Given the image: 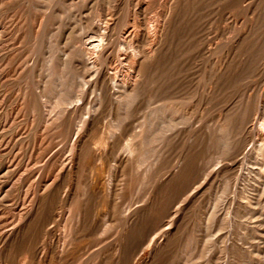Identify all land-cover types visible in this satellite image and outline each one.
Wrapping results in <instances>:
<instances>
[{
  "label": "rangeland",
  "instance_id": "rangeland-1",
  "mask_svg": "<svg viewBox=\"0 0 264 264\" xmlns=\"http://www.w3.org/2000/svg\"><path fill=\"white\" fill-rule=\"evenodd\" d=\"M169 1L172 0H0V264H112L115 246L131 231L120 221L123 210L130 204L140 206L148 196L159 205L157 217L165 223L163 230L172 219L174 231L168 233L171 237L164 254L151 258L146 242L135 264H264V155L250 153L254 157L247 158V166L241 162L244 153L231 161L226 127L231 118L238 122L244 113L247 86L239 60L245 48L252 53L250 70L264 78V0L219 1L200 10L201 15L197 13L196 19L205 23V38L203 58H196L197 66L192 69L195 85L184 94L186 98L175 100L173 109L164 113L163 100L150 98L148 93L138 98L140 111L127 121L126 133L122 134L125 136L121 135L125 138L122 142L129 140L134 125L143 123L142 136L136 138L137 150L132 155L106 140L114 123L108 107L102 109L96 121L88 117L97 90L91 66L79 63L85 60L80 51L82 41L92 36L89 33L96 26L102 30L104 22L109 21L111 59L106 71L122 74L127 67L120 64L121 68L113 70L112 62L118 40L130 27L132 10L146 7L143 17L155 23L163 19ZM238 30L246 34L241 44L237 41ZM255 37L261 40L255 43ZM224 53L232 70L226 107L218 100V87L203 75ZM65 54L73 57L71 63L62 64ZM261 84L264 86V80L251 86L252 94ZM208 86L212 100L206 103ZM80 91V98L74 97ZM258 94H253V105ZM64 99L71 103L64 104ZM260 106L253 111L250 142L244 146L252 152L259 145L264 152V139L257 134L264 123V100ZM73 109L84 119L76 131Z\"/></svg>",
  "mask_w": 264,
  "mask_h": 264
},
{
  "label": "bare ground",
  "instance_id": "bare-ground-1",
  "mask_svg": "<svg viewBox=\"0 0 264 264\" xmlns=\"http://www.w3.org/2000/svg\"><path fill=\"white\" fill-rule=\"evenodd\" d=\"M118 1V0H117ZM128 1V0H127ZM154 1V0H153ZM160 1V0H158ZM165 1V0H164ZM226 3L230 0H172L163 14V19L158 20L155 23L152 21H148L143 17L145 13L146 7L137 8V10H132V19H130V27L125 28L126 30L123 32L124 37L118 40V48L117 52H115L114 58L115 61L113 70L120 67L119 65L123 64L127 67L126 72H122L118 74V71H114L112 73H107L106 65L111 59L110 54V44L112 42L111 35L109 31L112 29L110 22L105 21L103 29L101 30L99 26L95 27L91 33L92 36L82 41V46L80 47L81 56L85 57L84 61H80L81 65H90L93 70V85L97 90L96 97L91 103V107L87 111L88 117L95 118L100 115L103 111L102 109L108 107L110 114L114 116V123L111 124V127L108 129L106 134V140L110 141L109 144L112 147L120 148L123 153L127 155H132L137 150L138 143L135 141L137 137L142 136V124L134 125V132L132 133V137L122 142L124 139L121 138V135L125 132L127 121L133 119V116H137L140 111V102H138V98L140 96H144L146 93L149 94L153 98H158L159 100H163V113L173 109V103L175 100L181 99L186 92H190L189 90L192 86L195 85L193 80L196 78L193 77L192 69L197 66L196 58L202 57L204 51L202 49L204 47L203 43V29L204 22L202 20H197L199 17L197 13L200 10L205 9L209 4H215L217 2ZM124 2V1H122ZM152 2V1H151ZM149 2V3H151ZM246 2V1H245ZM257 2V1H256ZM254 2V3H256ZM166 3V2H165ZM132 4V3H131ZM156 4V3H155ZM261 4V3H260ZM153 5V4H152ZM164 5V4H163ZM92 6V5H91ZM123 6V5H122ZM130 6V5H128ZM155 6V5H154ZM159 6V5H158ZM236 6V5H235ZM120 7V6H119ZM150 7V6H149ZM159 8V7H158ZM157 8V9H158ZM208 8V7H207ZM250 10V7H248ZM256 8V7H254ZM252 8V10H254ZM153 9V8H152ZM248 10V11H249ZM251 10V11H252ZM262 10V9H261ZM102 11V10H101ZM107 11V10H106ZM159 11V10H158ZM104 12V10H103ZM100 12V13H103ZM109 12V11H108ZM120 12V11H119ZM131 12V11H130ZM161 12V11H160ZM258 12V11H256ZM263 12V11H262ZM110 13V12H109ZM148 14V13H147ZM155 14V13H154ZM153 14V15H154ZM162 14V13H161ZM200 14V13H198ZM264 14V13H263ZM106 15V14H105ZM102 15V16H105ZM157 15V14H156ZM155 15V16H156ZM201 15V14H200ZM251 15V14H250ZM262 15V13H261ZM259 15V16H261ZM98 16V15H97ZM110 16V15H109ZM108 16V17H109ZM147 16V15H144ZM256 16V15H255ZM254 16V17H255ZM77 17V16H75ZM126 17V16H125ZM201 17V16H200ZM252 17V16H251ZM128 18V17H127ZM130 18V17H129ZM150 18V17H149ZM74 19V18H73ZM124 19V18H123ZM261 19V18H260ZM85 20V19H84ZM102 20V19H101ZM100 20V21H101ZM126 20V19H125ZM153 20V18H152ZM228 20V19H227ZM251 20V19H250ZM256 20L253 18V21ZM99 21V22H100ZM123 21V20H122ZM202 21V22H200ZM128 22V20L126 21ZM236 22V21H235ZM264 22V21H263ZM89 22H87L88 24ZM125 23V22H123ZM260 23V20L259 22ZM257 23V24H258ZM101 24V22H100ZM114 24V23H113ZM120 24V23H119ZM128 24V23H127ZM262 24V23H261ZM83 25V24H82ZM91 25V24H88ZM264 25V23H263ZM128 25H126L127 27ZM86 27V26H85ZM91 27V26H89ZM113 27V26H112ZM255 27V26H253ZM88 28V27H87ZM92 28V27H91ZM261 28V26H260ZM241 30V29H240ZM238 30V31H240ZM244 30V29H242ZM246 30V29H245ZM247 31V30H246ZM255 31V30H253ZM74 33V32H73ZM245 33V32H244ZM242 31L239 32L238 43H242L246 34ZM255 33V32H254ZM260 33V31H259ZM88 34V33H87ZM206 34V33H205ZM116 36V35H115ZM119 36V35H118ZM117 36V37H118ZM120 37V36H119ZM246 38V37H245ZM256 38V37H255ZM261 37H257L255 39V43H258ZM117 39V38H116ZM115 39V40H116ZM236 41V39H235ZM263 42V41H262ZM261 42V43H262ZM208 43V42H207ZM235 43V42H233ZM240 43V44H241ZM254 43V42H252ZM215 45V44H214ZM254 45V44H250ZM69 46V45H68ZM114 47V46H113ZM225 47V46H224ZM68 48V47H67ZM245 48V47H244ZM251 48V47H250ZM74 49V48H73ZM216 49V48H215ZM242 49V48H241ZM258 49V48H257ZM261 49V48H260ZM66 50V49H65ZM64 50V52H65ZM227 50V49H226ZM229 50V49H228ZM235 50V48H234ZM264 50V49H263ZM261 50V51H263ZM112 51V50H111ZM211 49L208 48V52L210 53ZM217 51V50H216ZM244 51V50H243ZM255 51V50H254ZM225 52V51H224ZM258 52V51H257ZM226 53V52H225ZM224 53V54H225ZM236 53V52H234ZM264 53V52H263ZM212 54V53H211ZM223 54V53H221ZM233 54V53H232ZM252 54V53H251ZM250 53H247V49L245 48L242 57H240V67L245 72L244 80L247 86V91L245 94L244 100V113L240 121L237 122L235 119H230L228 123H226L227 132H228V142L230 146L229 159L233 161L236 157H239L241 153H244L242 165L247 166V158L252 156L251 154H255L256 157H262L264 154L262 145L254 148L253 152L251 148H244L247 142L250 140L251 131L250 128L251 121L254 114V109L260 106L262 100H264V86H261L256 89V92H259L257 101L253 105L252 97L253 93L250 90L251 86H254L257 81L264 80L260 74L256 72V70H250ZM256 54V52L254 53ZM259 56V54H256ZM209 56V55H208ZM211 56V55H210ZM59 57V56H57ZM62 57V56H61ZM229 57V56H228ZM236 57V56H235ZM113 58V57H112ZM254 59V58H251ZM113 60V59H112ZM111 60V61H112ZM255 60V59H254ZM73 61V57L71 55L65 54L63 55L62 64H66L67 62L71 63ZM232 62V61H231ZM48 63V62H47ZM262 63V62H261ZM206 64V63H205ZM215 67L212 66L209 71H204L203 75L207 77V81L210 84H215L216 87L220 90L219 94V102L224 103L223 105L226 107V102L229 99V84H230V63L227 60V55H223L222 59L215 62ZM253 64V63H252ZM67 66V65H65ZM123 66V68H125ZM206 66H209L206 64ZM121 68V67H120ZM122 68V69H123ZM77 69V68H76ZM256 69H258L256 67ZM126 70V68H125ZM124 71V70H120ZM30 72V71H29ZM66 74V73H65ZM206 74V75H205ZM66 76V75H65ZM232 76V75H231ZM258 76V78H256ZM67 78V77H66ZM83 78V77H82ZM88 78V77H87ZM79 79V78H78ZM86 79V78H84ZM82 81V80H81ZM55 83V82H54ZM84 83V82H83ZM82 84V83H81ZM232 84V83H231ZM77 85V84H76ZM205 85V84H204ZM259 85V84H258ZM67 86V85H66ZM72 86V85H71ZM57 86L56 88H58ZM83 87V86H82ZM81 87V88H82ZM231 87V86H230ZM258 87V86H257ZM79 88V87H78ZM79 88V89H81ZM208 88V90H207ZM27 89V88H26ZM77 89V88H76ZM197 89V87H195ZM86 90V89H85ZM84 90V93H85ZM207 93L204 95V101L208 103L212 100V97L209 96L210 86L206 87ZM218 91V90H216ZM199 92V91H198ZM203 92V91H202ZM239 92V91H238ZM67 93V92H66ZM74 93V92H73ZM79 93H74V97L80 98ZM96 93V92H95ZM212 94V93H211ZM217 95V94H216ZM238 95V94H236ZM83 96V94H82ZM215 96V95H214ZM218 96V95H217ZM41 97V96H40ZM255 97V96H254ZM131 98V99H129ZM183 98H186L183 97ZM215 98V97H214ZM239 98V97H238ZM60 99V98H59ZM75 100V98H74ZM156 100V99H153ZM217 100V102H218ZM157 102V101H156ZM234 102V101H233ZM60 103V102H59ZM63 103H71V101L63 100ZM155 103V102H154ZM57 104V103H56ZM62 105V103H60ZM78 105V103H76ZM140 104V105H139ZM59 105V104H58ZM143 105V104H142ZM146 105V104H144ZM218 105V104H217ZM231 105V104H229ZM263 105V104H262ZM55 106V105H54ZM60 106V105H59ZM74 106V105H73ZM203 106V105H202ZM214 106V105H213ZM53 107V106H52ZM189 107V106H188ZM230 107V106H229ZM49 108V107H48ZM63 108V107H62ZM88 108V107H87ZM228 108V107H227ZM226 108V109H227ZM257 108V110H258ZM59 109V108H57ZM50 110H52L50 108ZM54 110V109H53ZM67 110V109H66ZM73 109V112L76 110ZM105 110V109H104ZM261 110H264L261 108ZM160 111V110H159ZM226 111V110H222ZM243 111V109H242ZM54 112V111H52ZM70 112V110H69ZM105 112V111H104ZM138 112V113H137ZM261 112V111H259ZM224 113V112H223ZM262 113V112H261ZM71 114V113H69ZM74 114V113H73ZM103 114V113H102ZM220 114V113H219ZM225 114V113H224ZM223 114V115H224ZM230 114V113H229ZM47 115V114H46ZM85 115V113H84ZM140 115V114H139ZM222 115V114H221ZM228 115V114H227ZM67 116V114H66ZM33 117V116H32ZM53 117V116H52ZM101 117V116H100ZM99 117V118H100ZM226 117V116H225ZM67 118V117H65ZM74 131H76L83 123V117L79 116L77 113L74 114ZM222 118V117H221ZM261 119V117H259ZM264 118V116H263ZM98 119V118H97ZM223 119V118H222ZM34 120V119H33ZM32 120V121H33ZM38 120V119H36ZM63 120V119H61ZM66 120V119H65ZM63 120V121H65ZM93 120V121H94ZM35 121V120H34ZM69 121V120H68ZM72 121V120H71ZM88 121V120H87ZM96 121V120H95ZM261 121V120H260ZM46 122V121H45ZM150 122V121H149ZM52 123V122H51ZM95 123V122H93ZM97 123V122H96ZM255 123V122H254ZM262 123V122H260ZM43 124V123H42ZM60 124V123H58ZM50 126V125H49ZM90 126V124H89ZM72 127V129H73ZM86 127V126H85ZM91 127V126H90ZM139 127V128H137ZM61 130V129H60ZM87 130V129H86ZM130 130V128H128ZM162 130V129H161ZM90 132V130H88ZM87 131V132H88ZM128 132V131H127ZM148 132V131H147ZM162 132V131H161ZM126 133V132H125ZM72 134V133H71ZM80 134V133H78ZM87 134V133H86ZM258 138L264 139V123L260 124L258 127ZM84 135V134H83ZM97 135V134H96ZM64 136V135H63ZM66 136V135H65ZM125 136V135H122ZM87 137V135H86ZM79 138V137H78ZM83 138V137H82ZM85 138V137H84ZM83 138V139H84ZM148 138V137H147ZM8 139V138H7ZM123 139V140H122ZM159 139V138H158ZM255 139V138H254ZM253 139V140H254ZM257 139V138H256ZM255 139V140H256ZM122 140V141H121ZM255 143V141H253ZM77 141V140H76ZM226 141V140H225ZM122 142V143H121ZM161 142V141H160ZM250 142V141H249ZM258 142V140L256 141ZM260 142V140H259ZM258 142V143H259ZM7 143V142H6ZM163 144V143H162ZM251 144V143H250ZM249 144V145H250ZM10 145V144H9ZM8 145V147H9ZM44 145V144H43ZM75 145V143H73ZM93 145V144H92ZM14 147V146H13ZM252 147V146H251ZM100 150V149H98ZM108 150H110L108 148ZM13 151V150H12ZM11 151V152H12ZM113 151V150H112ZM10 152V151H9ZM81 152V151H80ZM185 152V151H184ZM110 153V152H108ZM251 153V154H250ZM82 154V153H81ZM239 155V156H238ZM183 156V155H182ZM16 157V156H14ZM121 157V156H119ZM157 157V156H156ZM254 157V156H252ZM125 158V157H124ZM71 159V158H70ZM219 159V158H217ZM221 159V158H220ZM251 159V158H249ZM253 159V158H252ZM257 159V158H256ZM61 160V159H60ZM76 160V158H75ZM97 160V159H96ZM111 160V159H110ZM155 160V159H154ZM181 160V159H180ZM254 160V159H253ZM119 161V160H118ZM218 161V160H217ZM260 161V160H259ZM153 162V161H152ZM158 162V161H156ZM161 162V161H159ZM257 163V161H255ZM12 163V162H11ZM47 163V162H46ZM78 163V162H76ZM178 163V162H177ZM180 163V161H179ZM185 163V162H183ZM216 164V162L214 161ZM239 163V161L237 162ZM250 162H248L249 164ZM255 163V164H256ZM10 164V162H9ZM15 164V163H14ZM20 164V163H19ZM24 164V163H23ZM70 164V163H68ZM234 164V163H233ZM261 164V163H260ZM77 165V164H76ZM178 165V164H177ZM250 165V164H249ZM257 165V164H256ZM12 166V164L10 165ZM8 166V167H10ZM66 166V165H65ZM87 166V165H86ZM212 166V165H211ZM210 166V167H211ZM8 167H6L8 169ZM16 167V166H15ZM21 167V166H20ZM67 167V166H66ZM113 167V166H112ZM116 167V166H115ZM169 167V166H168ZM176 167V166H175ZM178 167V166H177ZM217 167V166H216ZM24 169V167H22ZM86 168V167H85ZM123 168V167H122ZM231 168V167H230ZM260 168V167H259ZM21 169V168H20ZM66 169V168H63ZM118 169V168H117ZM175 169V168H174ZM210 169V168H209ZM247 169V168H246ZM76 170V169H75ZM125 170V169H124ZM207 170V169H206ZM41 171V170H40ZM64 171V170H63ZM77 171V170H76ZM75 171V172H76ZM94 171V170H92ZM91 171V172H92ZM205 171V170H204ZM215 171V170H214ZM228 171V170H227ZM24 172V171H23ZM73 172V173H75ZM117 172V170L115 171ZM157 172V170H156ZM159 172V171H158ZM210 172V171H209ZM223 172V171H222ZM235 172V171H234ZM64 173V172H63ZM195 173V172H194ZM219 173V172H218ZM221 173V172H220ZM231 173V172H230ZM246 173V172H245ZM62 174V173H61ZM79 174V173H78ZM87 174V173H86ZM229 174V173H228ZM240 174V173H237ZM248 174V173H247ZM18 175V174H17ZM25 175V174H24ZM63 175V174H62ZM262 175V174H261ZM98 176V175H97ZM113 176V175H112ZM249 176V175H248ZM16 177V176H14ZM29 177V176H28ZM51 177V176H49ZM75 177V176H74ZM237 177V176H236ZM261 177V176H260ZM43 178V177H42ZM41 178V179H42ZM64 178V176H63ZM112 178V177H111ZM238 178V177H237ZM40 179V178H39ZM40 179V180H41ZM52 179V178H51ZM59 179V178H58ZM65 179V178H64ZM76 179V178H75ZM88 179V178H87ZM116 179V178H115ZM91 180V179H90ZM100 180V179H98ZM107 180V179H106ZM110 180V178H109ZM235 180V179H234ZM246 180V179H244ZM263 180V179H262ZM36 181V180H35ZM46 181V180H45ZM93 181V180H91ZM104 181V180H103ZM149 181V180H147ZM254 181V180H253ZM256 181V180H255ZM254 181V182H255ZM12 182V181H11ZM66 182V181H65ZM80 182V181H78ZM94 182V181H93ZM98 182V181H97ZM109 182V181H108ZM222 182V181H221ZM240 182V181H239ZM250 182H252L250 180ZM48 183V181H47ZM61 183V182H60ZM238 183V182H237ZM11 184V183H10ZM34 184V183H33ZM36 184V183H35ZM58 184V182H57ZM57 184H55L57 186ZM109 184V183H108ZM114 184V183H113ZM259 184V183H258ZM39 185V184H38ZM75 185V184H74ZM177 185V184H176ZM232 185V184H231ZM238 185V184H237ZM59 186V185H58ZM95 186V185H94ZM239 186V185H238ZM241 186V185H240ZM261 186V185H260ZM6 187V186H5ZM62 187L61 185L59 186ZM252 188V186H250ZM254 187V186H253ZM36 188V187H35ZM39 188V187H38ZM51 188V187H50ZM64 188V187H63ZM236 188V187H235ZM234 188V189H235ZM244 188V187H242ZM42 189V187H41ZM254 189V190H253ZM250 189L256 191L255 188ZM10 190V189H8ZM5 190V191H8ZM30 190H32L30 188ZM117 190V189H116ZM144 190V189H143ZM146 190V189H145ZM232 190V187H231ZM4 191V192H5ZM44 191V190H43ZM42 191V192H43ZM110 191V190H109ZM115 191V190H114ZM235 191V190H234ZM12 192V191H11ZM21 192V191H20ZM35 192V191H34ZM81 192V191H80ZM6 193V192H5ZM33 193V192H32ZM39 193V192H38ZM37 193V194H38ZM108 193V192H107ZM151 193V192H150ZM248 193V192H247ZM8 194V193H7ZM14 194H16L14 192ZM40 194V193H39ZM78 194V193H77ZM113 194V193H112ZM152 194V193H151ZM232 194V193H230ZM236 194V193H235ZM259 194V193H258ZM11 195V194H10ZM20 195V193H19ZM30 195V194H28ZM51 195V194H50ZM56 195V194H55ZM72 195V194H71ZM70 195V196H71ZM98 195V194H97ZM250 195V194H249ZM25 196H27L25 194ZM23 196V197H25ZM60 196V195H59ZM96 196V195H95ZM232 196V195H231ZM244 195H242L243 197ZM15 197V196H14ZM40 197V196H39ZM49 197V196H48ZM58 197V196H56ZM55 197V198H56ZM73 197V196H72ZM77 197V196H76ZM81 197V196H80ZM90 198V196L88 195ZM237 197V194L236 196ZM249 197V196H247ZM246 197V198H247ZM34 198V197H33ZM35 198H37L35 196ZM51 198H53L51 196ZM50 198V199H51ZM95 198V197H93ZM98 198V196H97ZM103 198V197H102ZM192 198V197H191ZM240 198V197H239ZM256 198V195H255ZM12 199V198H11ZM38 199V198H37ZM41 199V197H40ZM49 199V201H50ZM54 199V198H53ZM70 199V198H69ZM96 199V198H95ZM46 200V199H45ZM73 200V199H72ZM85 200V199H84ZM232 200V199H231ZM243 200V199H239ZM35 201V199H34ZM38 201V200H37ZM48 201V200H46ZM48 201V202H49ZM76 201V200H75ZM90 201V200H89ZM106 201V200H105ZM234 201V200H233ZM245 201V199L243 200ZM39 202V201H38ZM41 202V200H40ZM44 202V201H42ZM41 202V203H42ZM86 202V201H85ZM2 203V202H1ZM15 203V202H14ZM19 203V202H18ZM33 203V202H32ZM233 203V202H232ZM236 203V201L234 202ZM238 203V201H237ZM243 203V202H242ZM248 203V202H246ZM253 203H256L255 201ZM37 204V203H36ZM45 204V203H44ZM49 204V203H48ZM55 205V203H53ZM91 204V203H90ZM88 204V205H90ZM97 204V203H95ZM240 204V203H239ZM252 204V203H250ZM1 205V204H0ZM24 205V204H23ZM43 205V204H41ZM52 205V204H51ZM134 205V204H133ZM174 205V204H173ZM229 205V204H228ZM19 206V205H17ZM21 206V205H20ZM35 206V205H34ZM102 206V205H101ZM234 206V205H233ZM251 206V205H250ZM37 207V206H36ZM39 207V206H38ZM44 207V206H43ZM42 207V208H43ZM159 205L154 203L153 199L148 196L145 198L144 202L140 206H132L128 205L121 215L120 221L124 227L131 229V231L124 236V238L115 246V253L111 257L112 264H135V258L140 253H142L145 249V244L148 242L149 247L151 248V258L160 255L163 252L164 247L167 245L169 241L168 233L172 232V222L168 224L167 230H163V221L158 219L157 210ZM172 207V206H171ZM230 207V205H229ZM236 207V206H235ZM238 207V206H237ZM41 208V209H42ZM45 208V207H44ZM233 208V207H232ZM248 208V207H246ZM27 209V208H25ZM52 209V208H51ZM48 209V210H51ZM89 209V208H88ZM109 209V208H108ZM111 209V207H110ZM109 209V210H110ZM231 209V208H230ZM250 209V208H249ZM253 209V208H252ZM31 210V209H30ZM36 210V209H35ZM46 210V209H44ZM47 210V211H48ZM53 210V209H52ZM83 210V209H81ZM15 211V210H14ZM17 211V210H16ZM46 211V212H47ZM85 211V210H84ZM87 211V210H86ZM169 212V210H167ZM35 212V211H34ZM49 212V211H48ZM73 212V211H72ZM173 212V211H171ZM229 212V211H228ZM231 212V211H230ZM41 214V212H39ZM45 213V212H44ZM66 213V212H65ZM71 213V212H69ZM95 213V212H94ZM30 214V213H29ZM33 214V213H32ZM172 214V213H170ZM18 215V214H17ZM26 215V214H25ZM213 215V214H211ZM210 215V216H211ZM230 215V214H228ZM233 215V214H231ZM83 216V215H82ZM169 215H167L168 217ZM184 216V215H183ZM235 216V214H234ZM233 216V217H234ZM88 217V216H87ZM105 217V216H104ZM181 217V216H180ZM232 217V218H233ZM85 218V217H84ZM249 218V217H248ZM26 219V218H25ZM51 220V218L49 217ZM179 219V218H178ZM14 220V219H13ZM42 220V219H41ZM48 220V219H45ZM87 220V219H86ZM26 221V220H25ZM30 221V220H29ZM81 221V220H80ZM88 221V220H87ZM236 221V220H235ZM65 222V221H64ZM177 223V221H175ZM238 222V221H237ZM240 222V221H239ZM41 223V222H39ZM44 223V222H43ZM235 223V222H233ZM254 223V222H253ZM46 224V223H45ZM75 224V223H74ZM88 224V223H86ZM182 224V223H181ZM228 224V223H227ZM259 224V223H258ZM7 225V224H6ZM42 225V224H41ZM44 225V224H43ZM42 225V226H43ZM62 225V224H61ZM97 225V223H96ZM9 226V225H7ZM63 226V225H62ZM65 226V225H64ZM259 226V225H258ZM11 227V226H10ZM254 227V226H252ZM1 228V227H0ZM6 228V227H5ZM64 228V227H63ZM88 228V227H87ZM70 229V228H69ZM101 230V228H98ZM190 229V228H189ZM232 229V228H231ZM258 229V228H257ZM3 230V229H2ZM43 230V228H42ZM84 230V229H83ZM91 230V229H90ZM259 230V229H258ZM256 230V231H258ZM94 231V230H92ZM255 231V230H254ZM262 230H260L261 232ZM2 232V231H1ZM66 232V231H65ZM69 232V231H68ZM97 232V231H96ZM95 232V233H96ZM118 232V231H117ZM177 232V231H176ZM253 232V231H252ZM71 233V232H69ZM120 233V232H119ZM231 233V232H230ZM7 234V233H6ZM10 234V233H9ZM38 234V233H37ZM63 234V232H62ZM170 234V233H169ZM4 235V234H3ZM39 235V234H38ZM36 235V238L39 236ZM53 236V234H51ZM175 235V234H174ZM243 235V234H242ZM260 235V234H259ZM38 236V237H37ZM47 236V235H46ZM72 236V235H71ZM87 236V235H86ZM85 236V237H86ZM81 237V236H80ZM111 237V236H110ZM231 237V236H230ZM30 238V237H29ZM27 238V239H29ZM41 238V237H40ZM238 238V237H237ZM192 239V238H191ZM235 239V238H234ZM243 239V238H242ZM25 240V239H23ZM30 240V239H29ZM36 240V239H35ZM38 240V239H37ZM40 240V239H39ZM54 240V239H53ZM110 240V239H109ZM112 240V239H111ZM232 240V238H231ZM55 241V240H54ZM70 241V240H69ZM228 241V238H227ZM36 242V241H35ZM107 242V241H106ZM235 242V241H234ZM243 242V241H242ZM26 243V242H25ZM39 243V242H38ZM37 243V244H38ZM55 243V242H54ZM239 243V242H238ZM34 244V243H33ZM105 244V243H104ZM231 244H234L231 242ZM230 244V245H231ZM240 244V243H239ZM29 245V244H27ZM54 245V244H53ZM242 245V244H241ZM24 246V245H23ZM112 246V245H111ZM229 246V245H228ZM234 246H236L234 244ZM71 247V246H70ZM230 247V246H229ZM95 248V246H94ZM100 248V247H99ZM166 248V247H165ZM29 249V248H28ZM32 249V248H31ZM34 249V248H33ZM172 249V248H171ZM241 249V248H240ZM209 250V249H208ZM26 251V250H25ZM170 251V250H169ZM174 251V250H173ZM172 251V252H173ZM228 251V250H227ZM235 251V250H234ZM165 252V251H164ZM163 252V254H164ZM171 252V253H172ZM7 253V252H6ZM226 253V252H225ZM240 253V252H239ZM242 253V252H241ZM168 254H170L168 252ZM96 255V254H95ZM143 255V254H142ZM225 255V254H224ZM97 256V255H96ZM233 256V255H232ZM141 257V256H139ZM171 257V256H170ZM235 257V255H234ZM35 259V258H34ZM95 259V258H94ZM139 259V258H138ZM170 259V258H168ZM235 259V258H234ZM104 260V258H103ZM108 260V259H107ZM145 260V259H144ZM226 260V259H225ZM237 260V259H236ZM229 261V260H228ZM238 261V260H237ZM66 262V261H65ZM137 262V260H136ZM181 262V261H180ZM226 262V261H224ZM101 263V262H100ZM263 263V262H262ZM108 264V263H107ZM145 264V262H144ZM239 264V263H238ZM244 264V263H243Z\"/></svg>",
  "mask_w": 264,
  "mask_h": 264
}]
</instances>
